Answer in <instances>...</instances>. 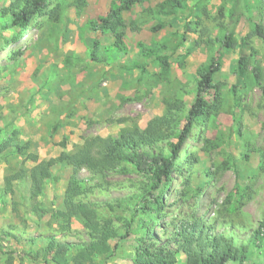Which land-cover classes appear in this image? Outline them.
<instances>
[{
	"label": "rangeland",
	"instance_id": "rangeland-1",
	"mask_svg": "<svg viewBox=\"0 0 264 264\" xmlns=\"http://www.w3.org/2000/svg\"><path fill=\"white\" fill-rule=\"evenodd\" d=\"M10 1L0 0V22L1 9ZM111 1L45 0L43 13L32 18L27 32L11 29L1 33L0 145L8 139L28 144V153L35 155L36 162L27 154L0 153V192L6 191L4 202L0 200V264H44L36 252L46 245L48 236L71 244L89 241L78 218H71L67 227L51 219L53 210L63 208L72 175L82 179L85 188L75 201L89 203L100 225H110L114 231L107 241L111 256L93 255L84 264H132L137 247L148 245H166L175 251V264H195L171 240L180 223L192 215L210 223L208 235H224L233 242H248L264 220V108L249 73L238 79L234 71L239 51L248 54L252 48L264 77V46L255 37L240 49L208 43L219 37L218 23L226 25L236 41L245 37L252 29L248 19H254L246 11L252 0H196L167 16L147 11L162 0H145L123 14L126 53L106 65L90 60L87 48L97 40L101 51L113 39L107 33L87 30L86 25L105 15ZM260 12L264 26V0ZM185 22L190 30L186 33L182 29ZM155 25L162 27L152 32ZM5 39L10 40L7 45ZM137 42L146 48L166 44L160 53L167 58V74L161 73L156 60L139 56ZM218 52L222 66L214 82L220 85L221 110L217 116L193 124L169 185L164 192H153L161 198L162 207L151 214L153 219L144 228L141 224L146 218L139 212L133 221L130 217L142 205L147 179L135 172L118 171L101 177L90 172L86 159L71 166L54 164L53 177L42 193L28 199V172L37 163L61 152L72 154L93 137L117 136L120 130L132 127L144 129L152 118L163 114L165 101L184 104L177 119V126L183 129L186 110L193 101L196 69ZM135 62L144 66L143 73L133 67ZM55 123L59 126L50 132ZM175 141L172 137L159 144L164 147ZM198 188L201 192L196 197ZM235 188L242 190L241 207L229 213L226 196ZM29 203L47 213L38 220L29 211ZM147 231L151 237L144 235ZM69 251V256L77 252L74 247ZM261 257L255 252L241 264H264Z\"/></svg>",
	"mask_w": 264,
	"mask_h": 264
},
{
	"label": "trees",
	"instance_id": "trees-1",
	"mask_svg": "<svg viewBox=\"0 0 264 264\" xmlns=\"http://www.w3.org/2000/svg\"><path fill=\"white\" fill-rule=\"evenodd\" d=\"M192 1L196 0H162L156 4L155 9L147 11L151 15L167 16L175 11L187 9L188 4ZM144 2L145 0H112L105 15L91 20L86 25L87 30L107 33L113 39L112 43L103 47L101 51L98 50L99 41L94 40L87 48L90 60L107 65L126 53V45L123 42L125 29L123 14L129 12L133 6ZM221 2H225V0H221ZM260 4L261 0H252L251 4H246V11L250 12L254 19H250L251 17L248 19L252 29L245 37L240 38L239 42L233 38L226 25L218 23L219 37H216L215 40L208 39V43L212 45L217 42L221 48L240 49L243 45L247 46L248 39L255 37L264 46V26L260 21ZM44 8L45 0H11L6 7L1 9L3 20L0 22V36L2 32L11 29H18L19 33L27 32L32 18L42 14ZM221 9L220 7V14ZM231 15L233 16V12ZM240 15L242 16V13ZM195 25L198 24L195 23ZM161 27L162 25H155L150 30L157 32ZM182 29L185 33L189 32V22H185ZM9 42L10 40L5 39V45ZM136 46L141 58L156 60L161 73L167 74V58L160 53L162 49H166V44L157 45V48H146L137 42ZM255 54L252 48L248 54L239 51L234 71L238 79L249 73L252 83L260 91L264 108V77L261 67L255 59ZM221 58L222 54L218 52L216 56L210 57L207 63L196 69L197 79L193 91V101L190 108L186 110V124L183 129L177 126V119L183 113L184 104L182 105L181 101H165L163 114L152 118L144 129L132 127L120 130L117 136L93 137L85 140L72 154L61 152L54 159L37 163L28 172L30 174L28 199L34 200L42 193L46 181L53 177L51 167L54 164L71 166L78 159H86V166L90 172L101 177L109 172L118 171L121 173L135 172L147 179L148 191L140 201L142 205H138L135 213L130 217V220L133 221L139 212V215L146 218V221H142L141 224V228H144L148 224V220L152 221L151 214L162 207L161 198L158 195H153V192H164L166 186L169 185L175 161L193 124L217 116L221 110L220 85L214 82V76L222 66ZM249 65H251L250 69ZM133 67L138 68L140 73L144 72L142 64L135 62ZM58 126V123L51 125L50 132H54ZM172 137L176 139L175 142H167L164 147L160 146V142H166ZM65 140L62 142V148L65 147ZM28 149V144L13 143V139L5 140L0 145V153L10 151L22 155L27 154L30 160L35 163L36 157L32 153H28ZM261 166L264 167V160L261 161ZM25 174L19 176L20 180L24 178ZM82 181L75 175L70 177L64 192L63 208L53 210L51 219L57 224L62 223L67 227L71 218H78L87 231L89 241L84 244H71L57 242L54 237L48 236L46 245L36 252V256L43 257L44 264H84L85 261L91 262L93 255L103 258L111 256L112 249L107 241L114 234L113 228L110 225H100L97 212L89 203L75 201L76 197L85 193ZM200 192L198 188L194 195L198 197ZM5 198L6 191L0 192V200L4 202ZM242 198L241 189L235 188L227 194L229 213L240 210ZM28 207L38 220L47 213L46 209L33 203H29ZM209 224L192 215L189 221L180 223L178 230H175L176 232L171 236L176 247L189 258L194 259L195 264H241L255 252L263 255L261 258H264V220L252 233L248 242H233L224 235H208L207 233L211 231ZM144 235L151 237L149 231ZM32 241L33 238H30L29 242ZM72 247L77 252L73 256H69V250ZM150 247L149 245L138 246L132 264H175V251L166 245Z\"/></svg>",
	"mask_w": 264,
	"mask_h": 264
}]
</instances>
